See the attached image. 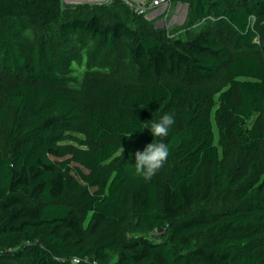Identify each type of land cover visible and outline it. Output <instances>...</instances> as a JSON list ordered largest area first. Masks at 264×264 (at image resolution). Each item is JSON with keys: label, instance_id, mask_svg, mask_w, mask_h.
<instances>
[{"label": "trees", "instance_id": "obj_1", "mask_svg": "<svg viewBox=\"0 0 264 264\" xmlns=\"http://www.w3.org/2000/svg\"><path fill=\"white\" fill-rule=\"evenodd\" d=\"M169 1L183 34L122 0H0V264H264V0ZM157 139L146 183L135 152Z\"/></svg>", "mask_w": 264, "mask_h": 264}, {"label": "rangeland", "instance_id": "obj_2", "mask_svg": "<svg viewBox=\"0 0 264 264\" xmlns=\"http://www.w3.org/2000/svg\"><path fill=\"white\" fill-rule=\"evenodd\" d=\"M187 6L181 3L172 4L169 9L168 17L165 21L159 20V15L156 16V12L150 13L147 17H144L145 20L149 22L148 27L152 31L156 32H163L167 34V36H173L177 34H183L185 32V24H186V16H187ZM130 20L131 18L128 17ZM54 27L51 28H37V27H31L27 30H30L31 37H28L24 34L25 40L27 41H34L38 42L41 36H44V34L47 31L53 30ZM92 46V43L89 42L86 39H83L78 45V55L83 52V58L78 59V63L74 62L71 67V72L67 78V82H65L67 87L82 89L85 83V76L87 74V71L90 70V68L87 66V58L85 55V51L89 50ZM119 52L116 56H113L112 60L115 62H118L119 60ZM97 64H100L101 68L95 69L92 73L98 75V74H105L108 71H113L110 69L109 66L105 65V63L97 62ZM105 67V69L103 68ZM107 67V68H106ZM106 70V71H105ZM197 84L200 83V81L196 82Z\"/></svg>", "mask_w": 264, "mask_h": 264}, {"label": "clouds", "instance_id": "obj_3", "mask_svg": "<svg viewBox=\"0 0 264 264\" xmlns=\"http://www.w3.org/2000/svg\"><path fill=\"white\" fill-rule=\"evenodd\" d=\"M25 35L31 37L30 30ZM175 123L174 114L165 113L158 120L148 122V128L155 138H166ZM169 157V146L163 139L152 140L143 151L135 152L134 174L144 182H150L152 178L165 166Z\"/></svg>", "mask_w": 264, "mask_h": 264}, {"label": "built area", "instance_id": "obj_4", "mask_svg": "<svg viewBox=\"0 0 264 264\" xmlns=\"http://www.w3.org/2000/svg\"><path fill=\"white\" fill-rule=\"evenodd\" d=\"M114 0H61L63 7L79 5H103L111 4ZM135 14L147 17L150 13L156 12L159 20L165 21L169 14L171 3L169 0H122ZM79 262L78 259H73Z\"/></svg>", "mask_w": 264, "mask_h": 264}]
</instances>
